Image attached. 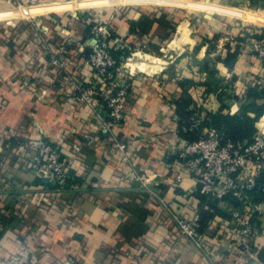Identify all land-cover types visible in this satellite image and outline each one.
<instances>
[{
	"label": "crops",
	"instance_id": "0c3cea01",
	"mask_svg": "<svg viewBox=\"0 0 264 264\" xmlns=\"http://www.w3.org/2000/svg\"><path fill=\"white\" fill-rule=\"evenodd\" d=\"M259 1L263 8L252 12L232 7L250 0H0V264H264V237L244 257L215 229L207 256L158 221L170 211L200 214L198 181L177 180L175 149L180 139L188 141L181 132L189 128L201 136L226 131L223 123L204 125L213 115L242 117L248 97L241 91L261 75L262 63L240 38L264 28ZM88 8L102 10L88 18L77 13ZM90 21L108 22L119 45L145 53L128 63L134 76L126 119L113 133L129 142L139 170L158 176L155 194L126 182L113 143L96 130L95 111L77 98L67 72L57 77L50 63L56 53L68 73L90 75ZM20 22L21 29L10 31ZM237 48L230 66L225 60ZM178 104L192 112L187 124ZM41 137L95 138L77 157L63 148L81 181L59 200L28 166L23 145ZM253 195L263 201L258 190ZM217 206L222 214L212 226L226 230L249 209L231 198ZM258 215L264 225V205Z\"/></svg>",
	"mask_w": 264,
	"mask_h": 264
},
{
	"label": "built area",
	"instance_id": "2783aa9c",
	"mask_svg": "<svg viewBox=\"0 0 264 264\" xmlns=\"http://www.w3.org/2000/svg\"><path fill=\"white\" fill-rule=\"evenodd\" d=\"M35 1L32 0L33 3ZM33 23L36 31L40 32L37 22ZM39 38L44 40L42 34ZM89 41L91 48L87 64L91 73L83 80L68 73L67 62L60 59L56 53L51 56L50 63L67 72L65 76L78 90L77 98L95 111L96 130L110 138L113 143L125 168L126 182L155 194L159 183L158 176L152 179L150 173L139 170L135 165L129 142L118 140L113 133L114 128L121 127L126 119V105L134 76L129 68H124V61L129 58L116 55L117 51L125 48L118 44L120 40L114 37L110 25L105 21L93 24ZM243 47L246 50L251 48L262 63L261 75L255 77L250 84L264 90V37L250 34ZM241 93L245 95L246 89ZM94 142L93 137L83 140L66 138L59 142L41 137L30 138L23 146L26 154L30 155L28 166L36 170L41 180L57 186L52 191L48 187L44 188L59 195L66 189L78 187L75 183L67 187L73 160L64 157L63 148H68L73 156L77 157ZM175 153L177 161L174 170L177 180L183 181L188 175L194 176L198 181V192L208 201L226 202L231 198L242 208H249L240 216L238 225L233 229L234 243L244 257L259 249L260 239L264 237V225L258 215L264 205V184H260V179L264 177V128L259 127V132L252 141H233L227 139L222 130L212 128L198 140L180 139ZM254 190L261 193L263 201L255 200ZM169 213L178 238H185L207 256L212 255L207 240L208 232L204 234L199 230V213L191 217L171 211Z\"/></svg>",
	"mask_w": 264,
	"mask_h": 264
},
{
	"label": "trees",
	"instance_id": "16d2710c",
	"mask_svg": "<svg viewBox=\"0 0 264 264\" xmlns=\"http://www.w3.org/2000/svg\"><path fill=\"white\" fill-rule=\"evenodd\" d=\"M251 4H255L256 6H261L259 0H250ZM23 23L20 22L16 26L10 28V31L16 32L19 29L22 28ZM93 25L89 26V33H91ZM257 37H264V28L260 30V32L253 33ZM250 35V34H249ZM248 35L245 37H241L240 40L246 41ZM239 48L236 49L235 52H230L229 56L226 58L225 62L228 65H232V63L235 61L237 55H238ZM90 53V52H89ZM130 54V51L128 49L119 50L116 52V55H124L125 57H128ZM136 60H132V63H137L138 60L143 59V55L141 54H135ZM145 57V54H144ZM55 70V74L57 77H61L64 75L61 73L60 69L53 66ZM54 72V71H53ZM38 76L42 78L43 76L40 74V70L37 72ZM247 101L245 104V107L243 109L242 117L232 116V115H223L221 113H218L216 115H213L212 122L204 123V125H214V126H220L222 123L226 125V131H222L227 139L233 140V141H245L244 139H247L248 141H252L254 139V136L257 133V129L255 127L256 122H258V126L261 124H264V90L260 89L257 85H249L247 90ZM187 100V99H185ZM178 109L180 110V116L181 119L188 123V121L191 120L192 112L187 111L185 107H181V104H178ZM262 118V119H261ZM181 135L188 139V141H195L198 140L201 137L200 131L197 129H188L187 132H181ZM77 167L73 166L69 169V184L67 187L70 186L72 183H80L81 177L78 176ZM74 179V180H72ZM41 180V179H40ZM41 184L45 187H48L51 191L54 190L57 186L53 185L49 182H46L44 180H41ZM260 184H264V177L260 179ZM52 196H54L57 200H59V197L55 192H52ZM201 210H200V216H201V227L200 232H216L221 231V235L227 236L229 239L234 241L235 233L233 230H226L224 227H221L220 229L214 228L212 226V221L216 219L217 215H221L222 211L220 208H218L216 201H208L205 196L201 195ZM158 221L160 223L165 224L166 228L175 233L177 236V232L175 230V227L171 223V220L168 216L159 217ZM216 229V231H215Z\"/></svg>",
	"mask_w": 264,
	"mask_h": 264
},
{
	"label": "rangeland",
	"instance_id": "374dc122",
	"mask_svg": "<svg viewBox=\"0 0 264 264\" xmlns=\"http://www.w3.org/2000/svg\"><path fill=\"white\" fill-rule=\"evenodd\" d=\"M40 4H42L43 2H39ZM39 3H35L34 5H37V4H39ZM29 3H27V4H22L23 6H26V5H28ZM18 6H19V4H17ZM232 7H236V8H240V9H243V10H250V11H252V12H254V11H257V10H260V9H262L263 8V6L261 7V6H256L255 4L253 5V4H249V2L247 3V2H243V3H241V4H233V6ZM93 10L95 11H101L102 9H94V8H88V9H83V10H80V11H78L77 13H81V15L82 16H84V17H87L88 15H90V14H92L93 13ZM88 18V17H87ZM90 19V18H89ZM94 23H96V22H92V21H90V24H94ZM248 24H250V23H248ZM93 28V27H92ZM92 30V29H91ZM91 32V31H90ZM90 35H91V33H89V37H90ZM88 40H89V38H88ZM91 48V47H90ZM135 54H141V55H143V58H144V54L145 53H143V52H138V53H136L135 52ZM128 58L129 59H127V60H125L124 61V64H125V69L126 68H129V70H131L132 69V67H130V66H128V63H131L132 64V60H136V57L133 55V54H129L128 55ZM125 69H122V71L123 70H125Z\"/></svg>",
	"mask_w": 264,
	"mask_h": 264
},
{
	"label": "bare ground",
	"instance_id": "6f19581e",
	"mask_svg": "<svg viewBox=\"0 0 264 264\" xmlns=\"http://www.w3.org/2000/svg\"><path fill=\"white\" fill-rule=\"evenodd\" d=\"M130 66V65H128ZM131 67V66H130ZM260 128H264V124L259 125Z\"/></svg>",
	"mask_w": 264,
	"mask_h": 264
}]
</instances>
